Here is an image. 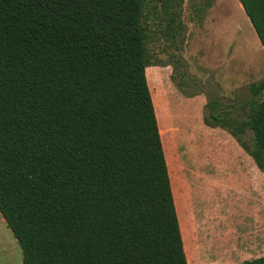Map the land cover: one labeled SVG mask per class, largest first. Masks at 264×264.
I'll list each match as a JSON object with an SVG mask.
<instances>
[{"label":"trees","instance_id":"obj_1","mask_svg":"<svg viewBox=\"0 0 264 264\" xmlns=\"http://www.w3.org/2000/svg\"><path fill=\"white\" fill-rule=\"evenodd\" d=\"M238 1L264 46V0ZM157 2L183 0H0V213L22 264H188L146 71ZM249 88L236 130L264 170V78Z\"/></svg>","mask_w":264,"mask_h":264},{"label":"rangeland","instance_id":"obj_2","mask_svg":"<svg viewBox=\"0 0 264 264\" xmlns=\"http://www.w3.org/2000/svg\"><path fill=\"white\" fill-rule=\"evenodd\" d=\"M147 23L146 71L188 264L264 255V170L250 131L236 130L257 99L249 87L264 78V46L238 0L157 2ZM0 264H22L12 234L0 237Z\"/></svg>","mask_w":264,"mask_h":264},{"label":"crops","instance_id":"obj_3","mask_svg":"<svg viewBox=\"0 0 264 264\" xmlns=\"http://www.w3.org/2000/svg\"><path fill=\"white\" fill-rule=\"evenodd\" d=\"M10 234H12V232L9 229V227L7 226L3 216L0 213V237L5 238L7 241H10ZM12 236H13V234H12ZM259 256H264V255H259Z\"/></svg>","mask_w":264,"mask_h":264}]
</instances>
